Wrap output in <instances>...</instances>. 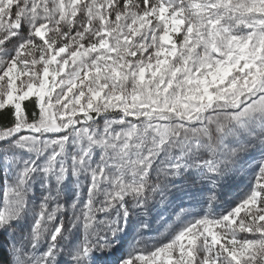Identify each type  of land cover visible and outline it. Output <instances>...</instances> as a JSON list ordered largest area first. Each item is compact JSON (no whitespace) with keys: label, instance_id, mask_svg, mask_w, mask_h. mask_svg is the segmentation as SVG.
Here are the masks:
<instances>
[{"label":"snow or ice","instance_id":"snow-or-ice-1","mask_svg":"<svg viewBox=\"0 0 264 264\" xmlns=\"http://www.w3.org/2000/svg\"><path fill=\"white\" fill-rule=\"evenodd\" d=\"M0 264H264V0H0Z\"/></svg>","mask_w":264,"mask_h":264}]
</instances>
